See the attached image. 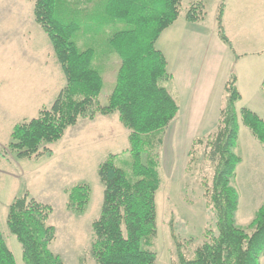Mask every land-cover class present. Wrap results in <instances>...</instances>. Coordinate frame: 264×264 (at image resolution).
Here are the masks:
<instances>
[{"label": "trees", "instance_id": "obj_1", "mask_svg": "<svg viewBox=\"0 0 264 264\" xmlns=\"http://www.w3.org/2000/svg\"><path fill=\"white\" fill-rule=\"evenodd\" d=\"M183 0H34V19L48 35L66 85L50 108L13 127L10 147L23 159L38 158L43 144L61 140L99 102L105 81L94 60L97 49L90 41L103 37L107 54L120 58L115 84L107 105L89 114H117L129 131V148L109 154L98 167L104 186L100 216L92 224L91 255L96 264H156L158 218L156 196L164 180L162 148L168 127L178 118L180 101L170 82L165 54L157 48L162 33L181 16ZM225 3L217 13V32L237 53L225 24ZM202 2L194 3L185 18H204ZM264 94V80L261 85ZM242 94L238 76L225 85L224 102L216 129L198 137L190 149L192 162L203 150L199 177L207 203L216 218V230L208 228L204 241L192 255L173 233L174 264H261L264 256V204L247 227L237 223L240 193L233 185L242 157L236 153L240 119L264 147V118L249 107L238 110ZM52 156L51 151L45 153ZM126 154L128 156H126ZM68 207L83 212L90 202L87 183L68 190ZM50 204L28 190L10 205L7 224L22 245L24 264H65L51 243L56 227L48 220ZM0 264H17L0 230Z\"/></svg>", "mask_w": 264, "mask_h": 264}, {"label": "rangeland", "instance_id": "obj_2", "mask_svg": "<svg viewBox=\"0 0 264 264\" xmlns=\"http://www.w3.org/2000/svg\"><path fill=\"white\" fill-rule=\"evenodd\" d=\"M198 2L203 3L205 10L204 18L198 24L214 30L217 13L223 2L227 5L226 0H183L181 17L184 19L187 10ZM231 4L227 28L237 53L248 54L258 45L264 46V0H246L244 6L235 8ZM89 46L97 49L94 63L105 81L96 104L107 105L120 58L105 53L103 37L99 41H90ZM229 53V57L223 56V73L228 71L231 76L237 69L249 71L251 57L236 65L234 53L231 50ZM251 68L264 74V64H251ZM65 85L66 77L50 39L34 19V0H0V230L13 250L17 264H24L22 245L10 233L7 217L13 200L25 190L53 207L48 223L56 227V238L50 245L51 250L61 255L65 264H96L91 255L95 238L92 224L99 218L104 200L98 167L109 154H121L130 146L129 131L117 114L89 117L95 104L61 140L43 144L38 158H19L18 152L9 145L13 127L23 120L35 118L43 108H50ZM243 93L244 99L238 107L254 106L264 118L262 91V101L259 98L252 101L251 91L244 85ZM179 115L168 127L162 148L164 180L156 196V264H174V232L192 255L197 245L204 241L206 230H216L215 214L207 203L199 177L203 150L199 149L198 161L192 162L189 153L193 141L201 136L196 135L199 122L185 123ZM207 123L209 121L204 119L200 126L205 128ZM216 127L217 124H212L210 133ZM244 137L243 133V141ZM47 151L53 155H46ZM82 183L90 186L91 198L85 210L77 212L68 207V190ZM241 209L245 211L244 201Z\"/></svg>", "mask_w": 264, "mask_h": 264}, {"label": "crops", "instance_id": "obj_3", "mask_svg": "<svg viewBox=\"0 0 264 264\" xmlns=\"http://www.w3.org/2000/svg\"><path fill=\"white\" fill-rule=\"evenodd\" d=\"M226 3L224 24L233 42V37L227 28L228 7L230 3L234 8L244 6L246 0H226ZM223 42L218 35L217 27L210 31L181 16L162 33L157 41V48L165 54L168 60V69L173 77L170 85L181 101L179 117L181 116L185 123L198 121L196 125L198 134L196 135H201L199 137L209 134L212 124H218L219 121L223 105L221 101H224L225 85L230 77L228 71L223 73L225 71L223 63L225 57H229L231 49L227 43L224 42L226 46ZM247 53H242L243 56L235 62L236 65H240L245 58H252L248 72L237 69L238 88L242 94L240 101L244 99L243 85L246 89H250L249 97L252 101L255 98L262 101L263 97L260 92L264 74L254 71L251 64H264V46L258 45ZM242 108L238 107V110ZM251 109L259 114L254 106ZM204 119L209 121L205 128L200 126ZM245 128L247 127L240 119L238 146L235 151L242 157V162L237 166L235 183H233L240 193L236 213L237 223L244 226L252 222L256 210L264 204V147L252 136L250 130V133H247ZM243 133L244 141L242 140ZM242 201H244L245 211L241 209ZM261 264H264V256Z\"/></svg>", "mask_w": 264, "mask_h": 264}]
</instances>
